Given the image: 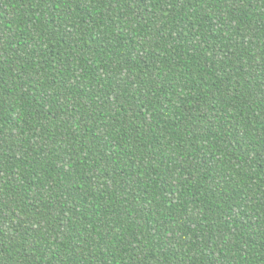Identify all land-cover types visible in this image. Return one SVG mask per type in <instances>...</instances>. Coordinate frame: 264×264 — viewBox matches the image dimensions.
Wrapping results in <instances>:
<instances>
[{"label": "trees", "instance_id": "obj_1", "mask_svg": "<svg viewBox=\"0 0 264 264\" xmlns=\"http://www.w3.org/2000/svg\"><path fill=\"white\" fill-rule=\"evenodd\" d=\"M0 264H264V0H0Z\"/></svg>", "mask_w": 264, "mask_h": 264}]
</instances>
